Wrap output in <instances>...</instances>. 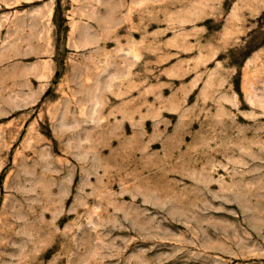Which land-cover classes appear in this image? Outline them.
Returning <instances> with one entry per match:
<instances>
[{
  "label": "rangeland",
  "instance_id": "374dc122",
  "mask_svg": "<svg viewBox=\"0 0 264 264\" xmlns=\"http://www.w3.org/2000/svg\"><path fill=\"white\" fill-rule=\"evenodd\" d=\"M0 264H264V0H0Z\"/></svg>",
  "mask_w": 264,
  "mask_h": 264
}]
</instances>
